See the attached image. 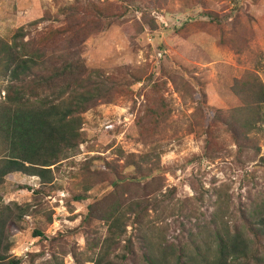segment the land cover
<instances>
[{
	"label": "rangeland",
	"instance_id": "374dc122",
	"mask_svg": "<svg viewBox=\"0 0 264 264\" xmlns=\"http://www.w3.org/2000/svg\"><path fill=\"white\" fill-rule=\"evenodd\" d=\"M70 4L84 21L101 19L78 47L117 87L82 114L83 143L51 166V183L4 178L0 206L28 209L7 255L94 264L107 249L112 264H145L151 250L213 246L216 226H244L240 209L264 200V130L241 148L229 130L248 100L236 81L264 88V0H0V36L11 42L22 28L19 41L61 48L69 32L60 10ZM123 176L136 179L110 186ZM117 205L119 232L107 246L103 211Z\"/></svg>",
	"mask_w": 264,
	"mask_h": 264
},
{
	"label": "trees",
	"instance_id": "16d2710c",
	"mask_svg": "<svg viewBox=\"0 0 264 264\" xmlns=\"http://www.w3.org/2000/svg\"><path fill=\"white\" fill-rule=\"evenodd\" d=\"M60 14L65 17L68 24L65 31L69 32L61 48H49L47 42L19 41L24 35L22 28L15 32L11 42L0 36V79L6 81L0 103V147L6 151V158L0 163V186L8 174L15 172L38 177L41 186L51 183V166L56 167L76 154L83 143L82 114L97 100L110 101L111 92L117 87L114 78L86 66L78 47L94 25L95 31L101 29V19L84 21L73 4L62 7ZM147 24L153 27L155 21L147 20ZM246 82L238 80L233 86L234 93L243 100L241 88L245 87L248 98L241 109L243 119L237 118L236 126L229 130L239 148L245 142H253L250 133L264 130V88L257 78ZM129 179L136 177L114 179L110 186L118 188ZM33 192L40 194L44 190L39 187ZM14 207L15 212L10 205L0 206V264L22 262L6 252L10 246L9 233L21 229L19 221L28 213L23 206L14 203ZM118 208L111 206L103 211V220L108 225L107 246L119 232ZM240 211L244 226L236 222L233 230L227 224L222 229L216 226L213 246L207 241L200 245L199 241L191 240V245L175 254L176 247L172 244L151 250L144 256L145 264H264V200L249 211ZM34 234L42 235L39 231ZM105 251L94 264H112L107 259L108 250ZM44 264L63 263L55 259Z\"/></svg>",
	"mask_w": 264,
	"mask_h": 264
}]
</instances>
